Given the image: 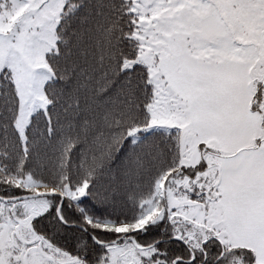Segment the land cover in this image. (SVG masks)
I'll return each instance as SVG.
<instances>
[{
  "label": "snow or ice",
  "instance_id": "obj_1",
  "mask_svg": "<svg viewBox=\"0 0 264 264\" xmlns=\"http://www.w3.org/2000/svg\"><path fill=\"white\" fill-rule=\"evenodd\" d=\"M0 264H264V0H0Z\"/></svg>",
  "mask_w": 264,
  "mask_h": 264
}]
</instances>
